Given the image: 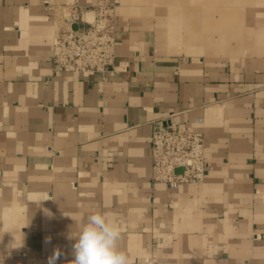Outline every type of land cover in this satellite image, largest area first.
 Listing matches in <instances>:
<instances>
[{
    "label": "crops",
    "instance_id": "1",
    "mask_svg": "<svg viewBox=\"0 0 264 264\" xmlns=\"http://www.w3.org/2000/svg\"><path fill=\"white\" fill-rule=\"evenodd\" d=\"M67 2L0 0V264H48L57 249L56 264H71L94 212L120 226L137 264H264V0L224 26L242 47L209 57L166 41L169 0H78L87 16L113 8V67L55 72ZM182 3L175 31L200 29ZM167 117L203 133L202 182L151 181L152 132Z\"/></svg>",
    "mask_w": 264,
    "mask_h": 264
},
{
    "label": "built area",
    "instance_id": "2",
    "mask_svg": "<svg viewBox=\"0 0 264 264\" xmlns=\"http://www.w3.org/2000/svg\"><path fill=\"white\" fill-rule=\"evenodd\" d=\"M69 21L52 38L51 63L55 72H105L114 62V16L111 6H98L92 19L78 0H67ZM74 26H76L74 28ZM151 181L170 189L200 183L206 175L204 136L180 128L170 117L159 120L151 137Z\"/></svg>",
    "mask_w": 264,
    "mask_h": 264
},
{
    "label": "clouds",
    "instance_id": "3",
    "mask_svg": "<svg viewBox=\"0 0 264 264\" xmlns=\"http://www.w3.org/2000/svg\"><path fill=\"white\" fill-rule=\"evenodd\" d=\"M120 226L106 212H94L81 223L73 244L71 264H137V259L119 247ZM50 242V241H49ZM61 252L55 250L48 264H56ZM139 264H153L150 254L139 258Z\"/></svg>",
    "mask_w": 264,
    "mask_h": 264
},
{
    "label": "rangeland",
    "instance_id": "4",
    "mask_svg": "<svg viewBox=\"0 0 264 264\" xmlns=\"http://www.w3.org/2000/svg\"><path fill=\"white\" fill-rule=\"evenodd\" d=\"M161 1V0H160ZM248 0H182V9L190 12L183 13V17L186 18L191 17L192 20H194L197 24L201 26V30H195L198 32L199 36H205L206 34H209L210 32H213L212 34L216 36V31H212L210 27L212 25H216L218 27V30H223L224 26H230L235 27L234 30H236L238 27L240 28L243 24L242 18H243V9L248 8L247 3H245ZM252 1V0H251ZM256 1L257 0H253ZM156 2V1H154ZM157 6V5H155ZM251 6H254L253 4ZM250 6V8H251ZM161 7V6H158ZM257 9H264V3L259 4L256 6ZM196 10L197 13L191 15V11ZM218 13V14H216ZM253 17V15H251ZM192 26H195L194 24H191ZM215 27V26H214ZM164 35L166 38V41L172 45V49L176 52H179L180 50H184L185 52H189L186 48V44L182 43L183 40H177L175 39V35L169 29L167 28L164 30ZM218 32V31H217ZM240 36L239 34H236L234 32L231 36L227 37V40L224 39L220 45V49H215L210 45H207L205 43H201L198 45L199 50L198 52H195V54L203 53V56L211 55V54H227L229 52V43L230 41H234L233 43L237 46V50H239L240 47H242V38H238ZM178 42V43H177ZM236 50V51H237ZM234 51V53H238ZM190 53V52H189ZM230 53V52H229ZM209 57V56H207Z\"/></svg>",
    "mask_w": 264,
    "mask_h": 264
},
{
    "label": "bare ground",
    "instance_id": "5",
    "mask_svg": "<svg viewBox=\"0 0 264 264\" xmlns=\"http://www.w3.org/2000/svg\"><path fill=\"white\" fill-rule=\"evenodd\" d=\"M176 0H169V13L168 16L166 17V22L167 25H171L169 26V31H171L173 33V35H175V39L177 40H183L182 43L186 44V49L189 50L190 53H195L198 52L199 48L198 45H200L202 42L212 46L215 49H220L221 47L218 46L220 45V43L226 39L227 37L231 36L232 34L227 30H217V34L216 36H214L212 33L210 32L209 34H206L205 36H199L198 32L195 31L194 28H190V27H184L183 30H180V32L175 31V23H178V20L176 19L175 15L172 13V9L173 8V4L175 3ZM93 14L90 12L88 14V18L92 19ZM181 22V21H179ZM181 24V23H180ZM182 25V24H181ZM178 43V42H177ZM201 49V48H200ZM202 50V49H201ZM188 52V53H189ZM217 54V53H216ZM226 54V53H225Z\"/></svg>",
    "mask_w": 264,
    "mask_h": 264
},
{
    "label": "water",
    "instance_id": "6",
    "mask_svg": "<svg viewBox=\"0 0 264 264\" xmlns=\"http://www.w3.org/2000/svg\"><path fill=\"white\" fill-rule=\"evenodd\" d=\"M76 26H74V28H75Z\"/></svg>",
    "mask_w": 264,
    "mask_h": 264
}]
</instances>
